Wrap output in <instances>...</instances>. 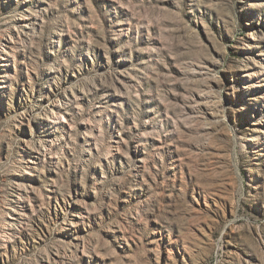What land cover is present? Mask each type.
<instances>
[{
	"label": "rangeland",
	"instance_id": "rangeland-1",
	"mask_svg": "<svg viewBox=\"0 0 264 264\" xmlns=\"http://www.w3.org/2000/svg\"><path fill=\"white\" fill-rule=\"evenodd\" d=\"M0 264H264V0H0Z\"/></svg>",
	"mask_w": 264,
	"mask_h": 264
}]
</instances>
